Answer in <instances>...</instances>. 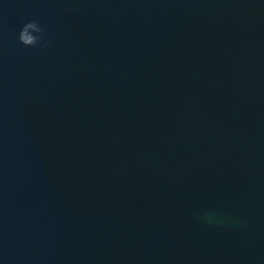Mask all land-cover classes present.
Returning a JSON list of instances; mask_svg holds the SVG:
<instances>
[{
    "label": "water",
    "instance_id": "obj_1",
    "mask_svg": "<svg viewBox=\"0 0 264 264\" xmlns=\"http://www.w3.org/2000/svg\"><path fill=\"white\" fill-rule=\"evenodd\" d=\"M0 261L264 264V2L2 0Z\"/></svg>",
    "mask_w": 264,
    "mask_h": 264
},
{
    "label": "clouds",
    "instance_id": "obj_2",
    "mask_svg": "<svg viewBox=\"0 0 264 264\" xmlns=\"http://www.w3.org/2000/svg\"><path fill=\"white\" fill-rule=\"evenodd\" d=\"M262 2H264V0H262ZM0 3H2V0H0ZM29 28H30V29H35L37 32L42 31V29L39 28L34 22H30V23L27 25V28H25V31H26L27 29H29ZM36 44H37V41H35V42H31V43H26V44H24V45H26V46H34V45H36ZM202 219H203L204 222H206V223H211V222H213V217L210 216V215H206V216H204ZM0 264H2V261H0Z\"/></svg>",
    "mask_w": 264,
    "mask_h": 264
}]
</instances>
